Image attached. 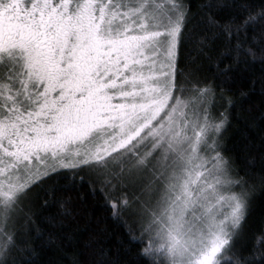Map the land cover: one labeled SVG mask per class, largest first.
<instances>
[{
  "label": "snow or ice",
  "instance_id": "obj_1",
  "mask_svg": "<svg viewBox=\"0 0 264 264\" xmlns=\"http://www.w3.org/2000/svg\"><path fill=\"white\" fill-rule=\"evenodd\" d=\"M257 63L264 0H0V264H41L33 236L66 222L70 264H264V224L244 242L264 163L224 143L225 84ZM85 188L111 232L67 194Z\"/></svg>",
  "mask_w": 264,
  "mask_h": 264
},
{
  "label": "trees",
  "instance_id": "obj_2",
  "mask_svg": "<svg viewBox=\"0 0 264 264\" xmlns=\"http://www.w3.org/2000/svg\"><path fill=\"white\" fill-rule=\"evenodd\" d=\"M203 0H191L193 11L195 12ZM207 75H215L214 69L207 70ZM264 66L255 64L247 67H238L233 70L230 79L225 84L226 95L234 100V106L229 110V126L224 135L225 147L236 159L237 170H243L245 162H250L258 170L264 160L261 159L264 153ZM254 82V83H253ZM244 90L247 95H240ZM66 182L61 181V184ZM74 198L79 210L87 212L95 220L99 221L100 227L106 228L111 232L116 226L106 213L100 212L99 206L102 201L85 189H72L68 193ZM59 195V194H58ZM82 199H77L81 197ZM61 209L55 203L47 209H38L34 217V223L38 234L48 230L46 224L47 217L58 216ZM264 224V192L257 191L253 203V208L248 221L245 233V243H251L252 237ZM76 225L66 222L64 232L71 237L68 240H60L57 245L44 247L46 241L33 236V247L38 250V259L41 264H49L50 261H60V264H70V259H62L64 256L63 248L71 249L68 253L70 257L73 252L80 251L77 238L83 234L73 231ZM116 243L115 239L111 241ZM134 254V250H133ZM127 259H132L133 255L125 254Z\"/></svg>",
  "mask_w": 264,
  "mask_h": 264
}]
</instances>
